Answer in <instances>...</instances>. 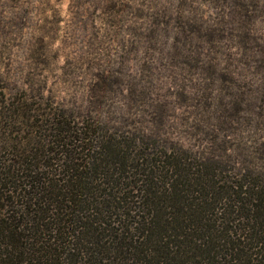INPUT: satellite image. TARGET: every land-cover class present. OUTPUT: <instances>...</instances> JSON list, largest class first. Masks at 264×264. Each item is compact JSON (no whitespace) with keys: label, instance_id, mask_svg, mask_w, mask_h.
I'll use <instances>...</instances> for the list:
<instances>
[{"label":"trees","instance_id":"16d2710c","mask_svg":"<svg viewBox=\"0 0 264 264\" xmlns=\"http://www.w3.org/2000/svg\"><path fill=\"white\" fill-rule=\"evenodd\" d=\"M179 1L171 50L193 70L198 54L188 64L181 50H196L202 24L199 17L200 23L183 20L182 9L192 15V0ZM204 1L229 7L221 24L241 28V49L249 50V27L254 13H264V0ZM157 14H137L151 21L150 42L168 24L166 12ZM214 32H204L212 50L222 35ZM211 62L194 89L195 120H181L195 140L211 143L208 150L161 135L168 103L148 102L149 84L130 90L123 125L113 115L103 118V97L121 84L109 71L95 74L90 98L75 109L41 111L38 102H26L36 95L24 92L28 134L22 147L0 146V264H264V59L252 87L235 80L229 62L223 69ZM144 105L155 123L150 135L137 127L135 112L143 113ZM238 131L252 146L239 162L223 160L217 132Z\"/></svg>","mask_w":264,"mask_h":264},{"label":"rangeland","instance_id":"374dc122","mask_svg":"<svg viewBox=\"0 0 264 264\" xmlns=\"http://www.w3.org/2000/svg\"><path fill=\"white\" fill-rule=\"evenodd\" d=\"M219 1V0H217ZM179 0H0V146L10 149L22 147L27 130L22 120V94L28 103L48 112L54 105L65 108L80 107L90 98L95 74L102 71L118 76L120 85L114 86L103 97V118H115V125H123L128 118L129 92L134 86L149 84L148 102H167V119L162 136L171 144L192 150L210 148L211 143L200 136H190L183 118L195 120L196 104L192 100L198 92L194 89L205 82L210 58L223 69L229 70L238 82L247 86L258 84L262 72L259 59H264V13L256 15L249 27L252 36L242 50V29L222 25L229 7L204 0H192V15L183 10L181 17H199L202 26L196 41V50H181L190 58L199 56L198 68L190 70L184 58L175 56L171 45L178 36L177 4ZM262 0L258 2L261 3ZM139 10L156 16L166 12L168 24L156 32L153 41L145 38L151 29L149 18L137 17ZM196 16V17H195ZM214 29L216 50L204 40V32ZM248 29V30H249ZM245 44V43H244ZM198 47V48H197ZM242 48V49H241ZM198 49V50H197ZM190 54V55H189ZM229 58V59H228ZM257 67L260 69L256 73ZM183 91H182V90ZM25 93V94H26ZM211 95L217 94L212 87ZM180 95L190 97L187 102ZM195 96V97H194ZM53 103V104H51ZM147 105L137 113V127L150 135L155 123L150 120ZM190 129V127H188ZM206 130V129H205ZM264 138V135H261ZM215 144L221 147L217 156L223 160L245 158V149L252 146L245 132L222 135L217 132ZM213 145V144H212ZM2 149V150H3ZM227 161V160H226Z\"/></svg>","mask_w":264,"mask_h":264}]
</instances>
